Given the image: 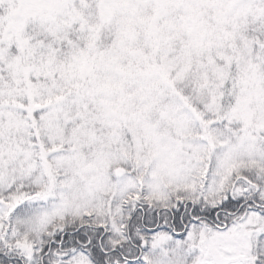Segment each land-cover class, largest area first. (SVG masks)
Wrapping results in <instances>:
<instances>
[{
	"label": "snow or ice",
	"instance_id": "6c2138e0",
	"mask_svg": "<svg viewBox=\"0 0 264 264\" xmlns=\"http://www.w3.org/2000/svg\"><path fill=\"white\" fill-rule=\"evenodd\" d=\"M0 264H264V0H0Z\"/></svg>",
	"mask_w": 264,
	"mask_h": 264
}]
</instances>
